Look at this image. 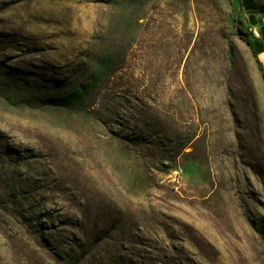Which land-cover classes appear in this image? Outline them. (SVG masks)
Here are the masks:
<instances>
[{
    "label": "rangeland",
    "instance_id": "rangeland-1",
    "mask_svg": "<svg viewBox=\"0 0 264 264\" xmlns=\"http://www.w3.org/2000/svg\"><path fill=\"white\" fill-rule=\"evenodd\" d=\"M260 52L264 0H0V264H264Z\"/></svg>",
    "mask_w": 264,
    "mask_h": 264
},
{
    "label": "trees",
    "instance_id": "trees-1",
    "mask_svg": "<svg viewBox=\"0 0 264 264\" xmlns=\"http://www.w3.org/2000/svg\"><path fill=\"white\" fill-rule=\"evenodd\" d=\"M247 3V2H246ZM253 28H257L258 29V32H259V28L260 27H258L257 26V24H255V23H253L252 24V26L250 27V30H252ZM259 35H260V32H259ZM260 37H261V35H260ZM250 38L251 39H249L248 37H246V36H244L243 38H242V40L246 43V45L249 47V49L251 50V52H252V54L255 56V51H254V48H253V45H252V42H251V40L253 41V42H261V38L260 39H256L255 37H253V35H252V32H250ZM259 69H260V71H261V75H262V79H263V81H264V69L262 68V66L259 64Z\"/></svg>",
    "mask_w": 264,
    "mask_h": 264
},
{
    "label": "built area",
    "instance_id": "built-area-1",
    "mask_svg": "<svg viewBox=\"0 0 264 264\" xmlns=\"http://www.w3.org/2000/svg\"><path fill=\"white\" fill-rule=\"evenodd\" d=\"M251 32H252L253 37H255L256 39H260L261 38L257 28H253L251 30Z\"/></svg>",
    "mask_w": 264,
    "mask_h": 264
},
{
    "label": "crops",
    "instance_id": "crops-1",
    "mask_svg": "<svg viewBox=\"0 0 264 264\" xmlns=\"http://www.w3.org/2000/svg\"><path fill=\"white\" fill-rule=\"evenodd\" d=\"M259 55H263L264 56V52H260V54Z\"/></svg>",
    "mask_w": 264,
    "mask_h": 264
}]
</instances>
